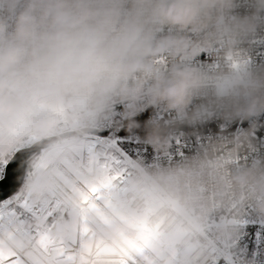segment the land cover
Wrapping results in <instances>:
<instances>
[{"label": "built area", "instance_id": "1", "mask_svg": "<svg viewBox=\"0 0 264 264\" xmlns=\"http://www.w3.org/2000/svg\"><path fill=\"white\" fill-rule=\"evenodd\" d=\"M45 2L36 31L14 42L22 5L0 0V50L8 53L0 58V171L18 149L57 137L0 202V243L10 250L0 264H55L69 254L75 258L65 264H88L94 252L117 256L118 264H149L119 233L151 264H264V111L245 117L213 103L229 95L235 78L264 70L258 0H234L235 14L260 20L242 40L211 39L209 24L173 22L164 28L172 47L150 45L147 63L130 46L156 15L150 0ZM181 67L199 80L179 110L155 106L139 89L119 92L103 115L86 110L98 83L113 92L121 83L145 88L156 73ZM147 111L155 132L125 128ZM73 214L76 243L66 226ZM55 247L62 252L44 260Z\"/></svg>", "mask_w": 264, "mask_h": 264}, {"label": "clouds", "instance_id": "2", "mask_svg": "<svg viewBox=\"0 0 264 264\" xmlns=\"http://www.w3.org/2000/svg\"><path fill=\"white\" fill-rule=\"evenodd\" d=\"M16 3L21 4L22 8L18 12L12 35L14 42L35 32L37 21L43 19L48 10L45 0H16ZM258 3L260 8H264V0H258ZM150 4L156 15L149 17L130 46V51L145 63L151 59L145 52L150 45L160 43L172 47L173 39L165 35L164 28L173 22L178 26L209 24L211 39L229 41L242 40L260 22L255 14H235L234 0H150ZM193 10L196 12L195 17L191 15ZM45 53L46 49L41 50L40 54ZM7 54V48L0 50V58H6ZM198 80L199 74L181 67L169 73H156L146 84V91L136 84L121 83L115 86L116 91L113 92L101 82L95 85L96 91L89 97L86 110L97 116L103 115L119 98V92L133 89H139L140 94L147 95L150 102L157 107L167 106L179 110L188 101L192 90L197 87ZM213 103L226 111L231 110L245 117L264 111V70H253L245 76L235 78L229 95L223 101ZM260 180L264 184V173L261 174Z\"/></svg>", "mask_w": 264, "mask_h": 264}, {"label": "rangeland", "instance_id": "3", "mask_svg": "<svg viewBox=\"0 0 264 264\" xmlns=\"http://www.w3.org/2000/svg\"><path fill=\"white\" fill-rule=\"evenodd\" d=\"M10 127H13L12 125H9ZM14 131H15V133L17 134V135H21V131L20 130H18V129H15L14 128ZM80 143H82V140L80 139V140H78ZM70 143H72L71 144V146H70V148L72 149V150H74V152H76V153H79V150H80V146L79 145H75L74 143H75V141H73V142H70ZM64 164L69 168V170L74 174V175H76L78 178H79V180L80 181H82L83 183H86V181H85V179L76 171V170H74L68 163H66L65 161H64ZM61 178H62V176H61ZM72 189H73V191L77 194V195H79V192H78V190L75 188V187H72L71 185H70V183L66 180V179H64V178H62ZM110 206V205H109ZM110 208L115 212V214L122 220V221H124L125 223H127L125 220H124V218H122V216L113 208V207H111L110 206ZM94 209V208H93ZM94 211L97 213V215L104 221V222H106L107 224H109L113 229H115L114 227H113V225L99 212V211H97L96 209H94ZM128 224V223H127ZM66 226H67V228L69 229V232H70V235H69V240H70V242H72V243H76L77 242V216L75 215V214H73V216H72V219H71V221L70 222H68V223H66ZM119 236L120 237H122L127 243H128V245L133 249V250H135L147 263H149V264H151L150 263V261L130 242V241H128V240H126L125 238H124V236L121 234V233H119ZM10 238L18 245V246H21V244L13 237V236H11L10 235ZM92 240H93V237H91V238H89V239H87V240H85L84 241V247H83V250L86 252V253H89L90 252V250H91V245H92ZM142 240H143V242L146 244V246L152 251V252H154L157 256H159V257H162V255L160 254V252H158V250L155 248V246L153 245V244H151L147 239H145V238H142ZM62 243H64L67 247H70V245H69V243L68 242H66V241H64V240H62L61 241ZM107 251H110V249H105V250H103V252H107ZM10 253V250L8 249V248H6L5 246H3L1 243H0V253ZM74 258H75V255L74 254H69V255H66L64 258H60V259H58V260H56L57 261V263L58 264H65V263H68V262H72L73 260H74ZM36 262V261H35ZM37 264H40V263H38V262H36ZM167 264H172V263H170V262H168Z\"/></svg>", "mask_w": 264, "mask_h": 264}, {"label": "water", "instance_id": "4", "mask_svg": "<svg viewBox=\"0 0 264 264\" xmlns=\"http://www.w3.org/2000/svg\"><path fill=\"white\" fill-rule=\"evenodd\" d=\"M71 134L72 133L67 132V133H64L63 136L66 137ZM55 140H57V137L55 136L42 137L36 140L35 142H33L32 144H30L29 146H25V147L18 149L13 154L9 162H15L17 165L16 167L17 175L15 179V186L14 188L9 190L7 195H3L2 197H0V202L10 197L12 194H14L19 189V187L21 186L23 182L24 176L31 162L33 161L35 155L38 154L42 148L48 146L50 143L54 142Z\"/></svg>", "mask_w": 264, "mask_h": 264}, {"label": "trees", "instance_id": "5", "mask_svg": "<svg viewBox=\"0 0 264 264\" xmlns=\"http://www.w3.org/2000/svg\"><path fill=\"white\" fill-rule=\"evenodd\" d=\"M151 112L147 111L143 114H140L131 120H128L125 124L127 130L136 131L138 133H153L156 131V126L153 124L150 118Z\"/></svg>", "mask_w": 264, "mask_h": 264}, {"label": "snow or ice", "instance_id": "6", "mask_svg": "<svg viewBox=\"0 0 264 264\" xmlns=\"http://www.w3.org/2000/svg\"><path fill=\"white\" fill-rule=\"evenodd\" d=\"M16 163L8 162L3 165V170L0 171V197L7 195L9 190L14 188L16 179Z\"/></svg>", "mask_w": 264, "mask_h": 264}, {"label": "bare ground", "instance_id": "7", "mask_svg": "<svg viewBox=\"0 0 264 264\" xmlns=\"http://www.w3.org/2000/svg\"><path fill=\"white\" fill-rule=\"evenodd\" d=\"M62 252L61 247H55L53 250V255H45L42 258L44 260L52 259L53 256H57ZM55 264H58L55 262ZM88 264H118L117 263V256L111 255V256H102L97 252H94V254L91 256V260Z\"/></svg>", "mask_w": 264, "mask_h": 264}]
</instances>
